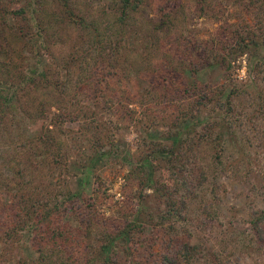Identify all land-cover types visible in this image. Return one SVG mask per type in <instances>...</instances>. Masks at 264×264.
Wrapping results in <instances>:
<instances>
[{
    "label": "rangeland",
    "instance_id": "rangeland-1",
    "mask_svg": "<svg viewBox=\"0 0 264 264\" xmlns=\"http://www.w3.org/2000/svg\"><path fill=\"white\" fill-rule=\"evenodd\" d=\"M28 1H34L33 5L28 7ZM66 1L76 6L75 13L79 12L86 22L89 20L98 22L102 45H110L109 40L118 39L120 45L123 46L126 43V46L132 49L128 51L127 61L138 63L140 59L142 60L145 52L139 55L138 53L142 51L143 43H146V40H143L147 34L145 30L151 27L153 21L157 22L155 12L161 0H156L151 6L145 7L143 14L137 13L136 21L142 24L141 31H145L142 33V38H136L133 33L126 32L120 37L122 32L115 35L117 31L114 25V28H109V24L112 25L114 13L108 6L114 0ZM181 1L183 6L177 7V13L171 20L172 24L170 23L167 29L163 25L156 30L160 38V47L156 52L151 51L150 57L152 63L161 68V58L167 55L168 65L164 66V71L170 73V68L173 67L177 75H184L181 80L177 76L175 79V87L179 88V92L168 94L160 87L152 89L154 93L152 99L148 95L141 98L140 92L146 89V82L151 80V76H145L142 73L136 75L131 72L123 73L122 79H118V75L114 74L109 85V89L115 92L113 101L93 105L94 102L85 95L78 94L71 100L73 107L77 105L89 107L78 119L71 121L57 117L60 110L52 104L48 105L53 102L49 94H34L31 100L34 102L33 105L26 100V106L23 109L27 114L19 108L12 110L14 102L10 100L8 125L2 122L0 126V173L5 176V173L10 174L14 171L17 173V170L22 169L24 166L22 167L21 164L26 161V158L23 157V147H19L38 136L47 137L46 130L53 127L51 134L58 138L53 151L58 149L64 158L53 163L50 156L42 159L41 155L33 154L35 159L32 164H42L43 169L42 178L37 185L42 187L43 183H46L50 188H58L60 185V191L69 190L76 195L72 200L74 202H77L76 199L79 200L83 193L89 196L96 186L98 188V198L94 208L96 212L90 215L89 219L93 223L88 222L87 227L90 226L91 231L86 239H83V235L87 227L83 228L81 218L84 219L85 213L93 208L91 200L80 203L81 209L74 216L67 213L57 215L58 222L71 225V228L66 230L76 235L77 242L74 243V247H81L86 242L96 244L100 239V231L108 230L110 225H116V221L123 218L131 221L137 214L136 211L149 210L154 213L153 221H148L146 215L140 216L142 225L145 227L144 233L136 230L128 237L127 245L131 254H122L121 249L123 250L124 245L119 243L115 252L120 256H115L116 253H113V264H131L128 260L134 257L135 251H144L142 264H161V257L155 259L153 252L157 251L155 246L159 245L158 243L148 242L149 245L143 247V243L151 241L145 236L150 237L155 231L162 237L171 234L176 238L175 243L179 246L177 250H174L175 253L177 252L174 257L182 255L184 250L181 249V244L199 247V254H195L193 260L181 261V264H264V0ZM1 3H4L6 9L24 8L28 19L35 6V0H0ZM41 4L42 15L46 16L43 24L46 26L50 12L56 11L59 5L56 0H41ZM65 14L69 13L65 11ZM5 19L7 24L13 27L18 26V23L10 16L7 15ZM149 19L156 20L149 21ZM1 20H4V16L0 13V22ZM46 27L48 33L61 35L58 39L54 38L55 41H52L51 46L49 43L50 51L56 60L64 59L72 51L70 49L73 43L77 42L78 48H81L91 36L88 28H83L80 34L84 36L82 41H78L75 40L76 31L70 25L64 26L62 23L61 29L68 28L66 31H54L58 27L56 23ZM234 34L235 36L232 37ZM21 39L17 41L13 38L11 46L15 48L14 53L16 51L23 53L25 63L18 71L26 74L34 69L35 61L33 49L29 50L26 46L30 45V42L26 43L27 37ZM43 39L33 37V44H38ZM237 40L250 42L251 51L240 53ZM255 40H262V43L257 47L253 45L256 43ZM205 41L215 45L210 59L215 56L219 62L214 60L208 66H200L195 70L185 57L193 52L189 56L191 59L194 52L197 55L202 52ZM105 50V53H110L109 47ZM122 50L121 47L118 52ZM93 54L94 52H90V55L93 56ZM221 57H225L226 61L221 62ZM44 60L48 61L52 72H57L58 79L64 77V61L61 60L60 65L54 64L52 59L48 60L47 55ZM180 60L181 66L178 63ZM0 61H3L2 56ZM145 72L143 71L147 74ZM159 74L161 73L157 71L152 76L156 77ZM17 81L18 85L22 83L19 79ZM37 90L42 92V87L38 86ZM111 91L106 92V96ZM21 92L24 93H21L23 101L25 92ZM229 94H232L231 109L227 111V119L232 121L229 133L224 131L218 133L213 125V132L210 133L213 140L202 142L195 148V157L192 159H198L200 162L195 166L193 173L197 174L198 178L194 181L191 178L187 180L186 192L183 195L184 202L182 200L178 204L181 216L161 219L157 214L160 215L162 212L158 210L165 207L163 201H159L154 196L153 188L148 181L140 177L139 172L134 171L132 175L134 179L128 183L129 179L125 178L129 172L128 166H122L120 162L130 156L137 157L136 161H138L139 157L149 152L148 142L151 139L158 143L169 144L170 139H167L165 132L168 129L175 130L171 122L174 119V113L178 115L176 110L183 106L185 109L195 104L201 106L200 112L192 118V122L195 124V131L203 130V123H209L210 118L217 120L218 113L224 111L229 101ZM201 96L205 97L200 99ZM139 99H143L144 102L140 104ZM45 100L48 104L42 110V103ZM171 103L175 106H171ZM221 105L223 107L218 110L217 107ZM129 109H134L135 112ZM142 111H146L149 116H155V119L147 121L149 116L144 117L143 113H146ZM12 115L16 118V122L10 119ZM54 122L56 127L53 126ZM80 128L86 131L81 132ZM194 129L189 130L192 134L187 137L188 143L195 142L197 135H194ZM89 136L95 137V140L101 137L102 144L98 147L99 151L110 148L111 153L100 162H96L86 185L80 184V181L84 171L83 152L88 154L94 149V146L88 143ZM223 138L226 139L222 143ZM39 147L37 151H40L44 144L42 143ZM182 149L179 147L177 153H180ZM17 151L22 153L18 156ZM155 154L158 156L142 160L143 163L153 161L155 168L144 164L145 169L148 172H154L156 178L168 185L170 190H173L175 186L181 189L184 185L183 176L173 174L174 168H170L172 165L164 160L163 155ZM47 168L51 169L52 176H48ZM23 180L28 181V178ZM138 183L141 185L144 196L134 198L133 192L139 186ZM84 185L86 186L83 187ZM59 197L62 201L66 198L63 194ZM4 199L12 204L6 194L0 192V201ZM102 209H105L104 213ZM119 211L125 212L127 217L120 216ZM258 219H260L259 228L256 230L252 226L251 229L252 221ZM171 226H175L174 230ZM76 229L80 231H75ZM21 230V232L16 229L10 231V237L7 239L4 236L5 240L0 236V264H22L19 260L25 261L37 257L38 253L34 249L37 242L32 236L33 232L29 225ZM0 235L3 236L2 233ZM146 254H149V260L145 259ZM91 255L93 252L88 250V257L92 258ZM100 263L99 260L88 264Z\"/></svg>",
    "mask_w": 264,
    "mask_h": 264
},
{
    "label": "trees",
    "instance_id": "trees-1",
    "mask_svg": "<svg viewBox=\"0 0 264 264\" xmlns=\"http://www.w3.org/2000/svg\"><path fill=\"white\" fill-rule=\"evenodd\" d=\"M56 1L59 5L57 6L58 9L50 12V18L46 20V26L49 27L50 24L56 23L58 27L54 31H66L68 28L61 29L62 23L64 26L70 25V27L76 31L75 40L78 41H82V37L84 36V34H80L81 29L88 28L89 32H91L90 40L87 41V43L85 42L81 48H78L79 45L77 42L73 43L74 45L72 49H70V51H72L68 53L64 59H61L64 61V77L61 79H58L57 72L51 71L50 65L47 63L48 61L44 60L45 55H47L48 60L52 59L54 64H61V60H56L55 56L50 51V46L52 45L54 38L58 39L61 35L60 33H48V28L43 24V20L46 16L44 17L42 15L43 8L41 0H35V6L30 12V20L27 18L26 10L24 8L6 9L4 3L0 4V13L1 16H4V20H1L0 22V56L3 57V61H0V126L2 122L4 125H8V112L10 110L8 105L11 102L10 100L14 102V107L11 108L12 110L19 108L24 114H27L23 109V107L26 106V100L29 101L30 105H33L34 102L31 100L34 94L38 93L42 95L49 94L53 99V102L49 104L45 100V102L42 103V110L46 108L47 104H52V106H55L60 110L57 117L70 121L78 119L89 106L77 105L73 107L74 105L71 100H73L76 95L83 94L91 102H94L93 105L95 103L113 101L115 92L109 89V85L114 74L118 75V79H122L123 73L129 74L131 72H134L136 75L142 73L145 76H151V80L146 82V89L140 92L141 98L148 95V97L152 99L154 94L152 89H159L160 87L168 94L170 92L177 93L180 91L178 87H175V79L177 76L181 80L184 75H177L176 70L173 69V67L170 68V73L164 71V66L168 65L167 55H163L161 58V68L153 64L150 57L151 51L156 52L160 47V38H158L156 30L162 28L163 25L167 29L168 25H170V23L172 24L171 20L177 13V7L183 6L181 0L160 1V5L155 12L157 22L153 21L156 19H149V21H153V23L150 28L145 30L147 31V34L143 37V40H146V43H143L142 51L138 53L139 55L144 51L145 55H143L142 60L140 59L138 63L127 61L128 51H131L132 49L128 48L126 43L122 46L117 39L115 41L109 40L110 45H102L100 43L102 37L100 35L101 32L98 29V22L92 20L86 22L79 12L75 13V5H71L66 0ZM154 1L156 0H114L112 4H109L108 6L114 13L112 17L113 22L112 25L109 24V28H116L117 33L115 32V35L118 34V32L119 34L122 32L120 37L124 36L126 32L133 33V36L136 38H142V33H145V31H141L142 24H138V20L136 21L137 13L141 12L143 14L142 11L145 7L151 6ZM33 3L34 1H28V7L33 5ZM63 10L64 12H61ZM65 11L69 14H65ZM7 15L14 19L18 23V26L13 27L7 24L5 19ZM33 29L35 30L34 33ZM233 36H235V34L232 35V37ZM22 37H27L26 43L30 42V45L27 44L26 46L29 50L33 49L32 54L35 61L34 69H31L29 73L26 74L18 71L25 63L23 53L21 51H16L14 53L15 48L11 46V40L13 38L19 41L22 40ZM33 37H39V40L45 38L38 42V44H33ZM237 42L240 53L251 51L250 42H244L243 40H237ZM255 42L256 43L253 45L258 47V45L262 43V40H255ZM49 43H51L50 46ZM208 43V41H205V45L203 46L204 50L198 53V55L194 52L193 57L189 59V56L193 54V52H191L185 57L191 67L195 70L200 66H208L211 62L216 60L215 56L210 59L215 45H212V42L210 44ZM108 47V52L110 53H105V49ZM121 47L123 50L119 53L118 50H120ZM90 52H94L93 56L90 55ZM11 54L13 55L10 56ZM181 60L178 62L180 66L182 64ZM220 61L225 62V57H221ZM227 66H229V63H227ZM143 67H145V69H143ZM142 70L146 71L145 73L149 75L144 74ZM157 71L161 74L153 77L152 75H155ZM191 71L193 72V70ZM18 79L22 81L19 85L17 83ZM43 83L46 85L44 84L42 86ZM38 86L42 87V92H38ZM147 87H149V89H147ZM21 91L25 92V99H23V101L21 95L23 92ZM108 91L111 92L106 96V92ZM231 95L232 94H229L228 96L229 101L227 102L224 111L218 113V119L215 120L210 118L209 123H203V130L198 132L194 129L195 124L192 122V118L200 112L201 106L195 104V106H190L189 109H185L184 106L181 109L178 108L176 110L178 115L176 116L174 113V119L172 122L170 121L171 124L175 126V130L168 129V131L165 132L167 139H170L169 144L166 142L158 143V141L151 139L148 142V144H150L149 152L144 156L139 157L138 161H136L137 157L130 156L126 157L125 161L120 162L122 166H128L129 172L125 175V178L129 179L127 180L128 183L134 179L132 177L134 171L139 172L141 174L140 177L143 180L148 181L153 188L154 196L159 201H163L165 207L162 210H158L162 212L160 215L157 214L161 219H165L169 216L173 218H179L181 216L180 209L178 210V204H180L182 200L184 202L183 195L186 192L187 180L191 178V180L194 181L198 178V175L193 173L195 166L200 162L198 159H192L195 157V148L200 146L202 142H211L213 140L210 137V133L213 132V125L217 128L218 133H223V131L229 133L232 121L227 119V111H230L231 109ZM204 97L205 96H201L199 98L203 99ZM139 100L140 104L144 102L143 99ZM172 105L173 103H171V106ZM173 106H175V104ZM222 107L223 105L218 106L217 108L218 110H221ZM129 110L135 112L134 109ZM143 112L146 113V111H142V113ZM143 115L144 117L149 116L148 113H143ZM10 119L16 122V118L13 115ZM149 119L150 121L151 119L154 120L155 116L152 117L150 115L147 118V121ZM53 126L56 127L55 122L53 123ZM191 129H194V135H197L194 143H188L187 140L188 135L192 134L189 132ZM80 131L85 132L86 129L80 128ZM51 133H53V127L52 129L46 130L45 135L47 137H43V135L41 137L38 136L35 139H30L28 142H24L21 147H19H23V157L26 158V161L21 164V166L24 167L17 170V173L16 171L10 174L5 173V176L0 173L2 178H0V192H4L7 198L11 200L10 203H12L9 204L6 199L0 201V233L3 234V236H0L4 240L6 237L8 239L11 235L10 231L16 229L21 232V229H25L26 226L29 225L33 232L32 236L37 242V246L33 248L38 254L36 258L30 260H19L22 264H88L99 260L101 261L100 264H113V253H116L115 248L119 243L124 245L123 250L121 249L122 254H131L127 245L128 237L136 230L142 234L144 233L145 227L142 225V218L140 216L142 214L146 215L148 221H153L154 213L152 211H136L137 214L135 216L131 214L133 216L131 221L126 220L127 218H123L122 220L116 221V225H110L108 230L100 231V239L96 244L86 242L83 243L81 247H74V243L77 242L75 241L76 235L72 234L70 230H66V228H71V225L69 223L58 222L57 215L67 213V215L74 216L76 212L81 209L80 203L91 200L93 202V208L85 213L84 219L81 218V224L83 223V228H86L89 225L88 222L90 224L93 223L89 218L93 212H96L94 208L96 206V198H98V188L96 186L89 196H86L83 193L80 195V199H76L77 202H74L72 200L76 195L72 194L69 190H65L64 192L60 191V185L58 188H50L46 183H43L44 185L42 187L37 185L40 183V178H42L41 172L43 169L42 164H32L33 159H35L33 154L41 155L42 159H46L50 156L53 163L59 162L64 158L58 149L53 151V147L57 144L58 138ZM18 136H20L19 133ZM225 139L226 138L222 139V143ZM87 140L88 143L90 142V144L94 146V149L88 154L83 152L82 166L84 167V171L80 184L86 185L96 162H100V160H103L107 154L111 153L110 148L107 149L108 151H99L98 147L102 144L101 137H97L95 140V137L89 136ZM42 143L44 144V147H42L40 151H37V149L40 148L39 145L41 146ZM179 147L183 149L180 153H177ZM212 148L214 149L213 146ZM16 153H19V151ZM21 153H19L18 156ZM155 153L163 155L165 158L164 160L172 165L170 168H174L173 174L176 176L181 174L183 176L184 181L182 182L184 185L181 189L175 186L173 190H170L168 185L161 183L160 180L156 178L154 172H148L145 169L144 164L149 165L150 168H155L153 161H146L143 163L146 158L152 159L155 156H158ZM177 163L178 166H176ZM201 167H199L200 170H202ZM47 169L48 176H52L51 169ZM25 178H28V181H24L23 179ZM138 185L137 189L133 192L134 198L137 196L140 198L144 196L140 183H138ZM60 194L66 196L63 201L59 197ZM66 199H68V201ZM97 211H99V209H97ZM102 211L104 213L105 209H102ZM119 214L120 216L127 217V214L123 211H119ZM11 216L13 217L12 219ZM259 222L260 219L252 221L251 229L253 226V228L257 230L260 225ZM171 228L174 230L175 226H171ZM75 231L80 230L76 229ZM90 231L89 226L83 235V239L90 236ZM145 238L151 241L143 243V247L149 245V243L153 244V242L159 244L155 246L157 251L153 252L155 259L161 257V264H181V261L193 260L192 258L195 257L194 255L199 254L198 246L181 244V249L184 250L182 255L174 257L177 254L174 250H177L179 244L175 243L176 238L171 234L162 237L157 231H155L150 237L145 236ZM88 250L93 252V255H91L93 256L92 258L88 257ZM142 252L144 251H135L133 254L134 257H130L128 260L129 263L136 264L137 262V264H142L141 259L144 257H142ZM115 256L120 255L116 253ZM149 257V254L145 255V259L149 260Z\"/></svg>",
    "mask_w": 264,
    "mask_h": 264
}]
</instances>
